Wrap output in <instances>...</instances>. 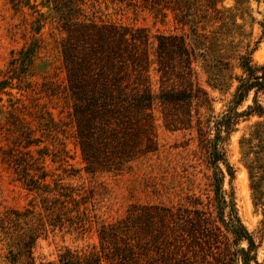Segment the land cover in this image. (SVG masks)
<instances>
[{
    "label": "trees",
    "instance_id": "obj_1",
    "mask_svg": "<svg viewBox=\"0 0 264 264\" xmlns=\"http://www.w3.org/2000/svg\"><path fill=\"white\" fill-rule=\"evenodd\" d=\"M48 1L56 14L30 8L37 15L36 32L52 20L63 33L58 48L64 76L61 87L46 81L41 91L63 100L67 120L60 118L57 124L46 109L39 125L48 132L71 128L89 173H118L155 153L158 121L169 130L195 131L212 170V196L205 204L195 198L191 208L134 203L110 222L98 221L94 214L98 247L65 248L58 263L37 261L34 243L49 228L90 227L95 192L48 174L40 153L10 152L6 159L14 178L38 202L0 212L7 263L257 264L258 244L237 215L233 193L223 188L225 174L230 179L234 174L225 145L241 120L254 117L238 144L252 204L264 215V62L252 59L264 21L253 15L251 0H118L141 6L162 22L170 16L181 30L154 35L145 27L86 17L84 0H46L43 6ZM254 24L261 28L257 39ZM35 43L12 61L19 62L22 72L35 61ZM211 91L229 94L224 110L215 112ZM249 96L250 103L239 110Z\"/></svg>",
    "mask_w": 264,
    "mask_h": 264
},
{
    "label": "rangeland",
    "instance_id": "obj_2",
    "mask_svg": "<svg viewBox=\"0 0 264 264\" xmlns=\"http://www.w3.org/2000/svg\"><path fill=\"white\" fill-rule=\"evenodd\" d=\"M45 2L0 0V86H4L0 90V212L6 208L22 209L38 202L36 194L14 178L6 159L10 152L30 150L35 157L40 153L48 174H59L63 182L81 184L87 190L93 188L97 204L90 213L92 223L87 230L75 229L73 226L49 228L34 243L33 255L37 261L58 263L65 248L80 250L93 245L98 247V224L94 222V214L98 221L110 222L122 216L134 203L191 208L193 200L197 198L205 204L208 196H212V170L206 162L204 148L198 145L195 131L169 130L160 121L157 126V151L136 160L129 169L118 173L86 172L80 150L74 144L71 128L64 133L58 128L48 132L39 125V115L46 109L52 113L57 124L60 118L67 120L66 109L61 112L63 100L47 96L41 91L46 81L53 83L52 86L61 87L64 76L58 48L63 33L56 27L57 23L47 20L39 32L35 30L37 15L30 6L35 5L50 15L56 14L52 2L48 1V7L43 6ZM226 3L230 4L231 1L226 0ZM250 5L256 19L264 21V0H260V3L251 0ZM83 10L86 17L145 27L151 35L157 32H181L170 16L162 22L147 9L118 0H84ZM260 34L261 28L254 24L253 38L257 39ZM35 41L39 52L31 69L22 72L19 62L12 61L19 57L18 53L22 49ZM252 59L256 63L264 62V35ZM211 95L215 112L224 110L229 94L211 91ZM248 103L250 96L239 110ZM44 116L47 118L45 113ZM254 119L241 120L225 145L226 158L234 174L231 179L225 174L223 188L233 193L237 215L258 244L256 262L264 264V215L260 208L252 204L248 175L241 162L238 144L244 128ZM220 166L223 167L222 164ZM63 168L69 169L63 172ZM70 172L71 175L67 177ZM46 180L50 186L53 185L51 177L48 176ZM241 246L246 247V242L242 241ZM6 255L7 249L0 244V264H8Z\"/></svg>",
    "mask_w": 264,
    "mask_h": 264
}]
</instances>
